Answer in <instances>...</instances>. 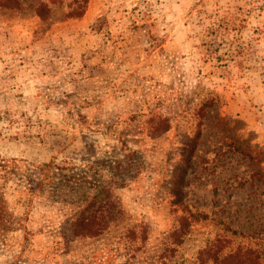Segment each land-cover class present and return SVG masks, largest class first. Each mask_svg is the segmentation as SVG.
<instances>
[{
  "label": "rangeland",
  "instance_id": "obj_1",
  "mask_svg": "<svg viewBox=\"0 0 264 264\" xmlns=\"http://www.w3.org/2000/svg\"><path fill=\"white\" fill-rule=\"evenodd\" d=\"M19 1L0 8V264H264V0ZM97 207L119 213L77 234Z\"/></svg>",
  "mask_w": 264,
  "mask_h": 264
},
{
  "label": "trees",
  "instance_id": "obj_2",
  "mask_svg": "<svg viewBox=\"0 0 264 264\" xmlns=\"http://www.w3.org/2000/svg\"><path fill=\"white\" fill-rule=\"evenodd\" d=\"M87 1H83L80 6L76 9L71 10V14L74 16H81L85 10V4ZM16 8L17 10H25V6L19 0H1L0 8ZM31 9L34 13L41 17V19H46L50 13L49 4L46 1L34 2V5H28V10ZM47 167V172H50V169L61 171L57 166H45ZM73 180V179H72ZM119 211H116L114 208H102L97 207L95 209H83L81 214L77 217L74 222L75 232L81 236L93 237L99 236L106 229V221L114 220ZM6 213L3 208V201L0 200V222L7 220ZM78 229V230H76ZM231 255V254H230ZM227 257L236 258V255Z\"/></svg>",
  "mask_w": 264,
  "mask_h": 264
}]
</instances>
